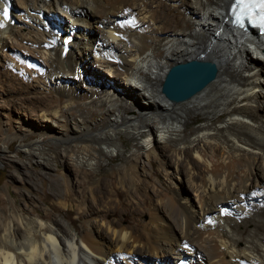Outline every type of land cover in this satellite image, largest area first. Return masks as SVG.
Returning <instances> with one entry per match:
<instances>
[{"label":"bare ground","instance_id":"1","mask_svg":"<svg viewBox=\"0 0 264 264\" xmlns=\"http://www.w3.org/2000/svg\"><path fill=\"white\" fill-rule=\"evenodd\" d=\"M232 1L0 0V64L8 74L0 93L54 90L78 112L69 117L52 107L54 97L40 98L48 107L34 115L39 124L20 106L22 95L14 111L6 106L14 97L3 96L0 130L26 136L69 126L74 139L88 136L92 143L74 140L57 154L75 170L122 152L124 134L133 142L130 163L117 174L130 165V183L141 186L134 167L151 163L153 139L170 156L159 159L172 190L161 196L157 180L147 189L152 197L134 188L126 205L108 189V174L97 187L118 205L86 206L81 232L64 219L47 226L2 210L0 264H264V31L233 24ZM191 59L212 62L214 77L188 98L168 100L159 90L166 70ZM93 110L104 117L91 122ZM37 142L22 151L48 168ZM82 173L86 189L92 180ZM142 211L146 221L134 215Z\"/></svg>","mask_w":264,"mask_h":264},{"label":"rangeland","instance_id":"2","mask_svg":"<svg viewBox=\"0 0 264 264\" xmlns=\"http://www.w3.org/2000/svg\"><path fill=\"white\" fill-rule=\"evenodd\" d=\"M162 11L167 13L165 7L162 9ZM2 66L0 64V80L3 78H8L7 70H5L7 68L4 66L3 68ZM10 89L11 88L7 86L6 93H0V97H14V102L16 104H6V106L11 108L13 111L15 110L14 107H18L20 105L18 104L19 98L21 99V97H23L22 102L24 104L23 106H20L22 108L24 107L27 112L29 111L28 109H30L28 114L31 116L29 117L31 121L38 120L36 123L40 124V120L35 118L38 115L36 113L40 112L39 110L41 108L45 109L48 107L46 104H42L43 101H50V99L53 97L54 98L51 102L53 108L57 107L64 109L65 113L69 117H77L78 112L75 109L72 108L70 110L65 107L66 105L64 104H66V96L62 93H58L54 90L46 92L37 90L34 92L31 88L26 89L36 93L33 94V92L25 93L22 91L19 92L17 90L16 92L12 89L11 92ZM39 99H43L42 102ZM40 102L41 104H39ZM2 105L3 103L0 101V107ZM101 117H104V114H102L101 111L93 110L90 113L88 119L91 122H96ZM24 119L25 121L28 120V118H25V116ZM53 129H55V127ZM53 129H51V131H48L47 129L43 132L33 129V132H27L26 136H22L21 134L8 135L6 130H0V212L5 210L7 214H10L11 210L15 209L16 212H24L25 216L27 215L29 217H33L35 220H40L47 226L51 221L54 220V218L62 220L64 219L63 221L68 224L71 231L74 232L76 230L77 232H81L83 223L82 221L84 220L86 213H89V211L87 212L86 206L94 211L95 209L99 208L105 209L109 205L112 207H116L118 205L115 195H113V197H109V193L106 190L97 187L98 181L104 180V178L108 177L110 174L113 181L108 189L112 188V193L114 192L113 190L118 191V195L126 205H132L134 202L130 193L132 191H136L135 189H137V191L143 195V198L146 197V199H148L149 197H152L147 189L151 188L152 186L150 185L155 181L157 183L156 185H158L157 180L161 183L157 186L159 189L158 194L161 196L165 192L172 194V190L169 188L168 180L162 172V161L160 159L164 158L166 159V163L170 162L168 161L170 156H168L169 154H167V151H164L166 149L162 147V143H157L152 139V148L154 152H152V154L150 153L151 158L149 157V162L151 163H147L144 166L138 163L134 167L136 173L143 176V186H141L135 180L130 183V179L133 180L135 178L132 175L130 165H128L126 169L127 172L125 170L126 173L124 172L117 174L123 163H130L127 161V157L129 156L130 150L132 149L133 142L128 136L124 134H121L120 136L121 144L123 146L122 152H117L116 154H113V156H107L103 154L99 158V165H94L92 167L81 165L77 168L78 170H75L76 168L70 166L68 161H64V159H60L57 156L59 150L62 147H68L75 144L74 140H80L82 141V144L92 143V141L88 139V136L83 135H80L81 137L74 139L71 135V129L69 126H65L63 131H60V129L56 128L57 131H59L58 133L52 132L55 131ZM36 141H38L37 143H39L40 147L45 149L42 151V155L44 154L43 156L45 158L49 156L48 158L50 159L51 166L48 168H45L42 164L37 162L38 157L36 154H28L22 151L23 148H32L35 146L33 143ZM97 143L93 144L97 146ZM162 150L163 152H161ZM154 153H157L158 155H155ZM79 170L80 172H78ZM83 171H85V173H87V177L92 180L86 189H81V187L78 185V181L84 177V174L82 173ZM119 176L123 179L122 181H119ZM66 179L68 184L65 189H68V192L71 194L68 196V198H65L64 195L66 192L64 189V181ZM173 180L178 185H181V187H185L183 186V183H180L181 177H174ZM88 188H91L92 191H90ZM82 193L85 195V202H83V204L81 203L80 205H77ZM142 204L144 205V203ZM119 206L120 208H123V205ZM67 208H70L71 210L65 211ZM134 215L142 221H146L147 219V214L143 211L142 213H134Z\"/></svg>","mask_w":264,"mask_h":264},{"label":"water","instance_id":"3","mask_svg":"<svg viewBox=\"0 0 264 264\" xmlns=\"http://www.w3.org/2000/svg\"><path fill=\"white\" fill-rule=\"evenodd\" d=\"M215 75L210 61L191 59L171 65L165 72L159 90L170 101H182L198 91Z\"/></svg>","mask_w":264,"mask_h":264},{"label":"snow or ice","instance_id":"4","mask_svg":"<svg viewBox=\"0 0 264 264\" xmlns=\"http://www.w3.org/2000/svg\"><path fill=\"white\" fill-rule=\"evenodd\" d=\"M232 10L239 16L244 13H254V10L259 11V19L264 23V0H235L231 5ZM4 15H7L5 10Z\"/></svg>","mask_w":264,"mask_h":264}]
</instances>
